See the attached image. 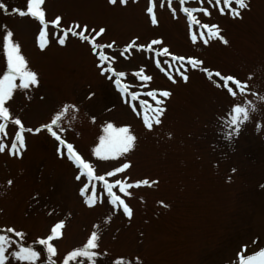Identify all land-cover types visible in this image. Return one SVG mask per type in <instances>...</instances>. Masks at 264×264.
I'll list each match as a JSON object with an SVG mask.
<instances>
[{
  "label": "rangeland",
  "instance_id": "374dc122",
  "mask_svg": "<svg viewBox=\"0 0 264 264\" xmlns=\"http://www.w3.org/2000/svg\"><path fill=\"white\" fill-rule=\"evenodd\" d=\"M155 2V26L145 11L148 0H128L126 5H113L108 0H45V10L46 18L62 16L64 25L76 20L90 27H104L106 31L98 42L115 40L117 48L134 37H139L137 43L159 37L171 52L195 55L203 59L204 66L222 74L245 80L254 71L249 83L259 84L264 90V0H247L250 7L241 10L240 18L221 16L212 8L210 17L198 13L202 23L218 24L228 44L212 39L208 45L198 41L195 46L189 38L186 17L179 11V0H172L176 18L166 3L160 8V0ZM185 6L199 7L200 3L186 0ZM203 6L209 7L207 0ZM5 21L40 77L39 87L30 90L31 100L17 90L9 102L10 110L19 114L26 126H38L49 120L61 102H79V118L65 137L93 163L96 174L127 160L131 167L115 178L158 181L151 187L130 189L132 197H123L117 191L133 208L131 219L121 212H110L111 206L98 203L89 208L79 194L82 185L75 180L78 170L57 154V142L46 132L27 135L22 156L0 153V226H15L26 233L23 241L10 234L14 240L32 243L49 234L58 219L66 218L62 238L53 241L59 257L81 245L92 225L111 214V221L102 225L99 241L100 250L106 249L109 255L100 257L98 264H110L117 255H138L141 264H228L242 245H248V253L264 246V110L252 113L239 132L229 138L226 133L230 129L220 122V116L229 108L231 97L190 67L187 82L177 77L173 83L149 53L133 51L129 59L118 57L114 65L128 73L123 82L131 85L129 90L140 92V99L150 103L145 92L171 91L162 125H154L150 131L122 101L114 85L98 75L95 57L76 38L59 46L50 26L49 45L41 50L36 43L37 22L11 13ZM140 67L145 75L153 77L144 88L133 77ZM89 90L95 96L85 100ZM91 115L97 116L95 124ZM107 121L116 126L129 125L138 139L125 156L104 161L92 156L91 149L99 142ZM14 131L9 125V137ZM8 179L13 180L11 186L6 184ZM82 179L87 182L86 177ZM97 190L98 194L102 191L99 183ZM50 210H55L53 215H48ZM254 239L256 244L252 243ZM12 264L18 262L12 260Z\"/></svg>",
  "mask_w": 264,
  "mask_h": 264
},
{
  "label": "snow or ice",
  "instance_id": "6c2138e0",
  "mask_svg": "<svg viewBox=\"0 0 264 264\" xmlns=\"http://www.w3.org/2000/svg\"><path fill=\"white\" fill-rule=\"evenodd\" d=\"M108 2L113 5L117 3L126 5L128 0H108ZM165 3L173 18H176L177 9L173 7L172 0H160L159 7L164 8ZM199 3V7H188L185 6L186 0H179V11L186 17L189 38L194 46L198 41L203 45H208L212 39L228 44V40L221 35L218 24L202 23L197 18L198 13L204 17H210L212 12L209 8H212L221 16L230 15L232 18H240L241 10L250 7L247 0H207L209 7L203 6L204 0H199ZM156 7L155 0H148L145 11L153 26L158 24ZM0 12L11 13L22 18L29 17L37 22L36 43L41 50L46 49L49 45L50 26L52 28L51 35L59 46H66L70 38H76L95 57L94 64L98 75L114 85L122 101L129 104L132 111L142 118L144 127L150 131L153 130L154 125H162V117L166 112V100L170 98L171 91L152 89L145 92L144 95L150 97L153 102L150 103L146 99H140V92L129 90L131 85L123 82L128 73L118 71L114 65L118 62V57L129 59L133 51L149 53L154 58L156 67L164 72L173 83L177 82V77L183 82H187L190 67L205 74L214 87L231 97L229 108L220 116V122L230 129L226 133L229 138L239 132L241 126L251 118L252 113L264 110V90L259 84L249 83L253 80L254 71L250 72L245 80H241L233 74H222L219 70L204 66L203 59L197 58L195 55L186 56L171 52L169 47L164 44L163 39L159 37L146 43H137L139 37H134L123 48L115 47V40L109 43H100L97 38L105 33L104 27H90L87 23L81 24L76 20L64 25L60 15L50 19L46 18L45 0H24L23 8L13 7L11 9L4 0H0ZM0 57L6 60V70L0 73V153L7 152L9 156L20 157L27 148V135L46 132L57 142V154L62 158L66 157L78 170L75 180L82 185L79 187V194L83 198V203L89 208L98 203L111 206L110 212L118 211L131 219L133 208L126 203L125 198L117 194V191L123 194V197H132L133 193L130 189L141 186L151 187L158 181L143 178L129 182L126 176L123 179L115 178L117 174H123L131 167V162L127 160L103 174H96L93 163L85 159L65 137L73 122L79 118L81 112L79 102H61L53 110L47 122L38 126H26L21 116L10 110L9 102L13 100L17 90L23 93L26 99L31 100L30 90L39 87L40 77L39 73L30 67L29 61L22 53L21 45L14 39V33L7 25L0 27ZM133 77L138 78L141 88L147 86L145 82L153 79L152 76L144 74L143 67L135 71ZM94 96L95 92L89 90L84 99L91 100ZM249 96L255 97V100L248 98ZM43 98V96L40 97V99ZM137 101L138 104L135 103ZM90 120L95 124L97 116L91 115ZM9 125L15 128L14 135L11 137L8 133ZM102 129L103 134L99 136V142L91 149L92 156L104 161L115 160L134 149L138 138L129 125L116 126L112 121H107L103 123ZM168 135L171 136V133ZM83 177L87 178V182L82 179ZM97 183L102 187L100 194H98ZM6 184L11 186L13 180L8 179ZM141 199L143 198L141 197ZM159 203L165 208L169 207L164 201H159ZM54 211L50 210L48 215H53ZM67 215L71 216V213L69 212ZM111 219L112 215L109 214L103 218L101 223H94L90 234L81 245L73 247L59 257L53 241L62 238V229L66 226V218L58 219L51 225L49 234L37 238L27 245L20 242L26 236L23 230H18L15 226H0V264H12V260L17 261L18 264H42V262L43 264H98L100 257L109 255L106 249L100 250L99 241L102 225L109 223ZM10 234L20 238V241L14 240ZM252 243L256 244L257 240L254 239ZM34 245L42 247L38 249ZM110 264H141V258L138 255L134 257L117 255L111 259ZM228 264H264V246L248 253V245L244 244L235 253V258L228 261Z\"/></svg>",
  "mask_w": 264,
  "mask_h": 264
},
{
  "label": "flooded vegetation",
  "instance_id": "af4514ba",
  "mask_svg": "<svg viewBox=\"0 0 264 264\" xmlns=\"http://www.w3.org/2000/svg\"><path fill=\"white\" fill-rule=\"evenodd\" d=\"M4 2L8 5L9 9L13 7H24V0H4ZM0 14V27H2L6 24L5 18L9 13L0 12ZM4 70H6V60L0 57V73H2Z\"/></svg>",
  "mask_w": 264,
  "mask_h": 264
}]
</instances>
